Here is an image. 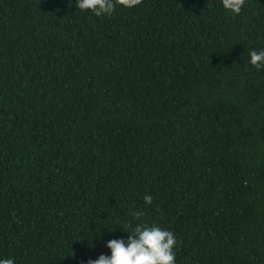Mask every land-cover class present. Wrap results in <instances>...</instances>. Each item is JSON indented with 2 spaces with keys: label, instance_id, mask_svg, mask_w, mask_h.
<instances>
[{
  "label": "trees",
  "instance_id": "1",
  "mask_svg": "<svg viewBox=\"0 0 264 264\" xmlns=\"http://www.w3.org/2000/svg\"><path fill=\"white\" fill-rule=\"evenodd\" d=\"M250 49L264 0H0V259L87 264L146 222L174 233L175 264H264Z\"/></svg>",
  "mask_w": 264,
  "mask_h": 264
},
{
  "label": "clouds",
  "instance_id": "2",
  "mask_svg": "<svg viewBox=\"0 0 264 264\" xmlns=\"http://www.w3.org/2000/svg\"><path fill=\"white\" fill-rule=\"evenodd\" d=\"M142 0H76V8L91 10L96 16H111L118 6L132 8ZM245 0H222L225 10L239 14ZM250 64L257 69L264 67V50H249ZM146 205L152 203V196L143 197ZM134 218H142L144 212L133 211ZM111 231V230H109ZM123 231L129 233L123 238L110 239L106 246L110 255L100 254L97 259H89L87 264H175L173 251L177 244L173 232L153 223H137L134 227L129 223ZM0 264H15L12 258L0 259Z\"/></svg>",
  "mask_w": 264,
  "mask_h": 264
}]
</instances>
